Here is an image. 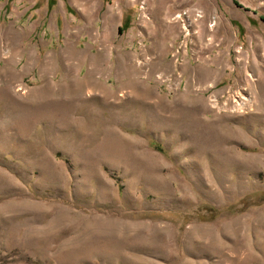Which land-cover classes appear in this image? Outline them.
Here are the masks:
<instances>
[{"label":"rangeland","instance_id":"rangeland-1","mask_svg":"<svg viewBox=\"0 0 264 264\" xmlns=\"http://www.w3.org/2000/svg\"><path fill=\"white\" fill-rule=\"evenodd\" d=\"M263 19L0 0V264H264Z\"/></svg>","mask_w":264,"mask_h":264},{"label":"built area","instance_id":"built-area-1","mask_svg":"<svg viewBox=\"0 0 264 264\" xmlns=\"http://www.w3.org/2000/svg\"><path fill=\"white\" fill-rule=\"evenodd\" d=\"M168 79V78H167Z\"/></svg>","mask_w":264,"mask_h":264},{"label":"trees","instance_id":"trees-1","mask_svg":"<svg viewBox=\"0 0 264 264\" xmlns=\"http://www.w3.org/2000/svg\"><path fill=\"white\" fill-rule=\"evenodd\" d=\"M264 20V19H263Z\"/></svg>","mask_w":264,"mask_h":264}]
</instances>
